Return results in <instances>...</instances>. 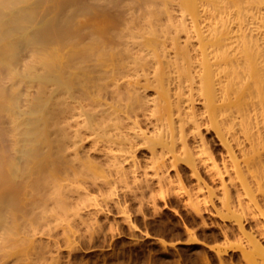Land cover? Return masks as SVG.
Returning a JSON list of instances; mask_svg holds the SVG:
<instances>
[{
	"label": "bare ground",
	"instance_id": "6f19581e",
	"mask_svg": "<svg viewBox=\"0 0 264 264\" xmlns=\"http://www.w3.org/2000/svg\"><path fill=\"white\" fill-rule=\"evenodd\" d=\"M21 1L29 0H0V228L15 231L51 210L60 219L58 207L63 215L80 208L84 193L91 202L100 182H86L84 168L95 179L111 170L113 181L101 175L108 184L134 182L146 166L139 174L149 179L151 170L161 192L190 171L211 193L205 168L222 181L223 207L232 212L238 200L258 211L264 235V0H94L100 8L55 15L48 28L34 25L31 11L4 16ZM170 168L175 179L165 176ZM254 243L260 260L247 258L264 264Z\"/></svg>",
	"mask_w": 264,
	"mask_h": 264
},
{
	"label": "rangeland",
	"instance_id": "374dc122",
	"mask_svg": "<svg viewBox=\"0 0 264 264\" xmlns=\"http://www.w3.org/2000/svg\"><path fill=\"white\" fill-rule=\"evenodd\" d=\"M86 1L29 0L21 1L11 8H2L1 10H3L6 18H11L13 13L19 15L21 10H24L26 14L31 11L32 23L34 25H44L48 28L49 21L55 15H78L84 4L92 5L91 2L95 3L93 4L94 7L96 6L95 8L105 5L103 0L101 3L99 2L101 0L97 1L100 7L97 6L98 4L94 0ZM129 2H134V0H129ZM16 29L18 33L24 31L21 25L16 26ZM186 35L187 33H181L182 41L185 40ZM28 53L24 51L20 56L22 57ZM152 68L150 67V69ZM151 71L149 72L151 73ZM142 72L139 73L142 74ZM143 75L146 76V74ZM140 80L139 82L144 85L146 77L142 76ZM152 88H149L148 92L154 95V88ZM151 93L150 97L153 96ZM195 103L200 105L201 101L196 98ZM144 123L146 124L145 121ZM146 126L151 125H145L144 129L147 128ZM152 128V126L149 127L150 131L147 128L149 131L147 132L150 133ZM210 136L213 139L215 135L212 133V135H208V137ZM86 141L84 143L91 144L90 139ZM86 144H84L86 148L87 146L92 147V144ZM145 145L142 144L141 147L139 145L138 150L143 149L142 154H140L142 151L137 152V155L144 157H142L143 160L147 158L146 154L149 158L151 155L146 152ZM179 149L180 147L178 153H181ZM99 156L95 159L98 160ZM140 156L137 157L140 158ZM221 159L219 158L218 161ZM140 160L142 163L145 161L146 165L147 159L143 161L140 158ZM151 160L152 158L147 161ZM221 162L223 163V160ZM105 167H108V165ZM143 167H145V170L146 166ZM143 167L137 172L138 174L141 173ZM87 170H89V167L83 170L87 172H85L86 179L89 175L86 182L90 183L94 180L100 182L99 184H90L93 187L96 186L91 191L94 196L92 197L93 200L99 197L97 199L99 203L96 202L98 204L101 202V204L97 205L103 206L98 208L94 204L96 202L91 204L93 200L90 202V197L86 193L83 197L87 196L88 199L85 197L84 200L81 197L85 201V204H83V201H79L82 199L77 200V197L80 198L81 195L78 196V192L82 194L81 191L84 192V189L76 188L75 190L78 189L77 196L73 191L72 194H74L77 201L84 205L80 207L81 204L78 202L80 208H76V213L73 211L74 207L68 211V214L63 215L62 208L64 210L65 207H58L61 214H59L60 216L55 214V216L60 219L51 217L53 216L50 215L51 211L54 213L55 210L50 209L51 211L47 210L50 212V217L35 221H20L15 227V231H6L3 225L0 228V264H251L250 258H247L249 253L253 255L252 259L256 262L260 260L254 242L258 240L260 245L264 247V235L258 233V225L256 224L257 221H262L263 216L251 208H244L238 200L235 202L232 212L224 208L222 203L224 196L222 181L219 178L212 180L213 178L208 175L209 173L206 172L205 168L203 170L208 176L205 175L207 178L202 177L207 181V184L210 183L214 186H210L211 189L214 188L211 193L208 191L209 185L207 188H200V190L195 187L198 186L199 181L190 171H186L189 178L185 174V179L182 178V184H180L181 180L176 181L179 183H177L178 187L176 189L170 191L166 188L161 192L162 188L160 189V185L158 186L160 183L158 176L153 177L151 170L148 172L149 174H146L149 175L147 176L149 179H146L144 170L142 176L139 174L140 177L138 178H143L140 179L143 181L142 184L139 182L140 186L138 183L140 180L137 178L138 174L135 173L138 181H136V178L134 182V178H132L133 180L131 178L126 179H130V182L128 181L130 188L127 187L128 182L123 177L122 179L126 182L121 178H117L115 174H113L115 179L117 178L118 182V179L123 182L117 183L115 180L116 182H112L113 185H110L111 182L104 183L103 179L105 177L110 178L111 181L114 179L113 176L105 175L106 173L109 174V171L110 174L112 173L109 169V171H104L105 174H101L105 177L99 174V176H95L96 179L92 176L94 174L93 169L91 168L93 174L90 170ZM174 172V169L170 168L165 176L169 174V178L175 179L176 172ZM133 174V172L132 174L127 173L125 176L126 178L129 175L134 177ZM189 174L192 176H189ZM223 177L224 181H229L226 172L223 173ZM157 182L159 183L157 184ZM79 184H82V182L73 183L75 186H79ZM102 184L103 186H101ZM123 185H126V187ZM214 192L215 195H207L212 200L208 197L205 198V194ZM92 194L90 195L92 196ZM106 195L107 197H105ZM103 196L106 203L102 202ZM68 198L75 200L72 196ZM72 200L69 202L71 203ZM87 200L88 202H86ZM50 201L52 202L53 199ZM77 201L72 203H75L76 207ZM70 203L67 204L70 205ZM70 207L68 206L69 209ZM55 209L59 213L58 209ZM241 214L242 225L237 220L238 215ZM7 225L12 226L8 223Z\"/></svg>",
	"mask_w": 264,
	"mask_h": 264
}]
</instances>
